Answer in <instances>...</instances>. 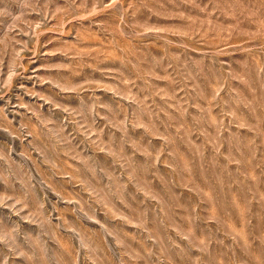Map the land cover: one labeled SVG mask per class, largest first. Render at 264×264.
I'll return each mask as SVG.
<instances>
[{
    "label": "rangeland",
    "instance_id": "obj_1",
    "mask_svg": "<svg viewBox=\"0 0 264 264\" xmlns=\"http://www.w3.org/2000/svg\"><path fill=\"white\" fill-rule=\"evenodd\" d=\"M0 264H264V0H0Z\"/></svg>",
    "mask_w": 264,
    "mask_h": 264
}]
</instances>
